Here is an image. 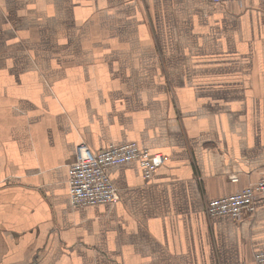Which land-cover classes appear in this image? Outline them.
Returning a JSON list of instances; mask_svg holds the SVG:
<instances>
[{
  "label": "crops",
  "instance_id": "1",
  "mask_svg": "<svg viewBox=\"0 0 264 264\" xmlns=\"http://www.w3.org/2000/svg\"><path fill=\"white\" fill-rule=\"evenodd\" d=\"M130 141L153 180L112 166L120 200L74 207L78 145ZM263 173L261 0H0V264H255L264 196L206 207Z\"/></svg>",
  "mask_w": 264,
  "mask_h": 264
},
{
  "label": "built area",
  "instance_id": "2",
  "mask_svg": "<svg viewBox=\"0 0 264 264\" xmlns=\"http://www.w3.org/2000/svg\"><path fill=\"white\" fill-rule=\"evenodd\" d=\"M211 1L228 4L242 0ZM261 8L264 11V0H261ZM165 159L163 152L153 151L134 141L110 142L98 150L81 143L77 147V159L68 168L70 202L76 208L101 203L116 204L120 200V192L110 175L112 166L137 161L141 166L144 180L150 182ZM232 180L237 181L238 178L233 176ZM263 196L264 173L259 180L239 190L209 198L206 213L210 217L229 215L239 218L244 212H254L257 200ZM253 258L255 264H264V248L256 250Z\"/></svg>",
  "mask_w": 264,
  "mask_h": 264
},
{
  "label": "rangeland",
  "instance_id": "3",
  "mask_svg": "<svg viewBox=\"0 0 264 264\" xmlns=\"http://www.w3.org/2000/svg\"><path fill=\"white\" fill-rule=\"evenodd\" d=\"M261 11H263L262 8H261Z\"/></svg>",
  "mask_w": 264,
  "mask_h": 264
}]
</instances>
